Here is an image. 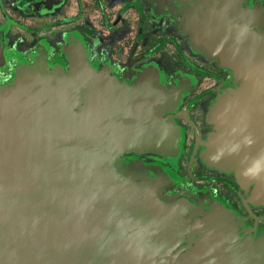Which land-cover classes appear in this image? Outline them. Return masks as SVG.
I'll return each instance as SVG.
<instances>
[{"label":"flooded vegetation","instance_id":"1","mask_svg":"<svg viewBox=\"0 0 264 264\" xmlns=\"http://www.w3.org/2000/svg\"><path fill=\"white\" fill-rule=\"evenodd\" d=\"M216 14L264 36V0H0V113L9 126V112L24 105L23 85L41 104L21 115L35 124L33 151L87 147L71 138L83 117L77 78L102 84L120 136L96 161L93 199L125 218L128 238L148 248L146 264H264V170L256 177L206 145L219 134L212 115L220 98L239 84L204 41L205 17ZM56 88L68 99L53 97ZM2 148L0 232L17 215L32 223L41 206L24 210L26 201L44 202L57 218L71 214V179L60 193L52 182L24 194L2 179Z\"/></svg>","mask_w":264,"mask_h":264},{"label":"water","instance_id":"2","mask_svg":"<svg viewBox=\"0 0 264 264\" xmlns=\"http://www.w3.org/2000/svg\"><path fill=\"white\" fill-rule=\"evenodd\" d=\"M205 19L208 25L204 41L211 46V53L223 65L232 68L239 79L236 89L220 98L212 115L219 134L211 136L206 145L261 177V170H264V36H257L245 27L230 25L221 15ZM77 81L84 90L82 107L78 110L83 117L75 121L77 128L71 126V138L89 142L87 147H37L33 151L35 137L30 131L35 130V124L21 115L31 106L39 109L41 104L36 103V94L27 92L34 90L24 89L23 85L17 87V92L24 93V105L10 110L13 121L9 126L5 108L0 113V144L7 153L3 181L28 194L32 183L43 187L56 182L55 187L59 189L54 192H63L61 189L64 185L68 187L71 179V203L67 202L71 207L65 208H71V214L57 218L55 211L47 205L42 206L44 202L41 205L37 201L23 202L24 210L41 206L39 213L31 217L32 223L30 219L25 223L24 218L17 215L11 227L0 232V264H146L143 259L148 248L137 246L128 238L125 218L103 213L101 200L94 202L93 199L101 190L96 179L99 172L96 161L100 162L105 152L119 146L114 100L103 103L102 84L93 88L95 84L88 85L84 79L77 78ZM60 90L67 89L56 88L59 95L54 93L53 97L68 99ZM74 92L71 89V100L75 98ZM43 96L47 97L46 90ZM55 103L58 105H54L53 112L59 114L61 104ZM12 129L16 135H10L8 130ZM160 138L156 135V142ZM51 191L42 192L50 194ZM63 203H57L60 210Z\"/></svg>","mask_w":264,"mask_h":264}]
</instances>
